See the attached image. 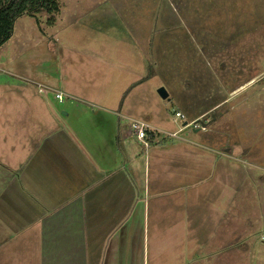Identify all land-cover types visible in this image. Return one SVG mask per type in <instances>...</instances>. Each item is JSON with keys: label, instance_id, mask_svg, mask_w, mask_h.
<instances>
[{"label": "rangeland", "instance_id": "obj_1", "mask_svg": "<svg viewBox=\"0 0 264 264\" xmlns=\"http://www.w3.org/2000/svg\"><path fill=\"white\" fill-rule=\"evenodd\" d=\"M60 1L54 24L47 12L24 14L0 46V104L17 102L19 88L30 84L42 96L51 93L45 99L57 110L75 105L95 110L96 102L107 105L121 98L143 66L142 76L147 75L148 62L153 76L125 97V104L137 110L129 116L148 122L143 115L151 111L170 122L171 133L181 128L168 139L176 144V154L182 147L190 156L194 149L206 155V184L215 181L216 165L223 163L225 169L229 161L232 174L220 176L226 187L215 212L209 191L207 209L201 204L193 213L222 219L224 229L234 223L239 249L254 250V264H264V0ZM167 29L175 32L167 37ZM133 35L145 45L151 42L147 58L137 52ZM69 84L87 97L78 90L68 95ZM160 87L167 89L168 98L159 95ZM57 91L64 94L63 101L56 98ZM195 116L201 117L192 121ZM182 138L195 140L179 144ZM219 150L231 153V159ZM194 167L190 161L192 182L200 180L193 177ZM1 187L0 200L6 185ZM210 243L206 240V249Z\"/></svg>", "mask_w": 264, "mask_h": 264}, {"label": "crops", "instance_id": "obj_2", "mask_svg": "<svg viewBox=\"0 0 264 264\" xmlns=\"http://www.w3.org/2000/svg\"><path fill=\"white\" fill-rule=\"evenodd\" d=\"M174 30L167 29L166 36ZM133 38L147 58L151 42ZM143 71L144 66L133 83ZM67 88L68 95L78 90L86 96L80 88ZM50 94L42 96L27 84L19 88L17 102L0 104V186L6 185L0 200V264H254V250L237 245L234 223L224 229L222 219L196 217L192 210L201 204L207 209L210 191L215 212L226 187L220 176L232 174L228 160L225 169L216 165L215 181L206 184V155L194 149L190 156L182 147L176 154L168 138L181 128L171 133L168 120L151 111L143 115L156 134L151 141L148 131L146 144L132 129L135 119L129 115L137 110L123 95L107 105L96 102L95 110L77 105L57 110L45 99ZM182 139L179 144L195 140ZM219 151L231 159V153ZM190 161L199 181L190 178ZM206 240H211L207 249Z\"/></svg>", "mask_w": 264, "mask_h": 264}, {"label": "trees", "instance_id": "obj_3", "mask_svg": "<svg viewBox=\"0 0 264 264\" xmlns=\"http://www.w3.org/2000/svg\"><path fill=\"white\" fill-rule=\"evenodd\" d=\"M60 11V0H0V46L11 38L15 23L22 15L29 14L34 16L40 12H47L50 15L48 19L49 24H54L56 22V16ZM149 77H151L150 68L145 77L133 83L126 90L122 97V101L132 87ZM149 135L151 136V141L153 140L152 138L156 136L152 130H149Z\"/></svg>", "mask_w": 264, "mask_h": 264}, {"label": "built area", "instance_id": "obj_4", "mask_svg": "<svg viewBox=\"0 0 264 264\" xmlns=\"http://www.w3.org/2000/svg\"><path fill=\"white\" fill-rule=\"evenodd\" d=\"M56 98L59 101H63L64 94L60 91H57L56 92ZM174 112H175L177 117H180V118L184 117L180 112L175 111V110H174ZM131 126H132V129L134 130V132L137 134V137L140 140H142L144 143L147 144L146 137L148 136V131L150 130L149 123L146 121H142V120H133L131 122Z\"/></svg>", "mask_w": 264, "mask_h": 264}, {"label": "water", "instance_id": "obj_5", "mask_svg": "<svg viewBox=\"0 0 264 264\" xmlns=\"http://www.w3.org/2000/svg\"><path fill=\"white\" fill-rule=\"evenodd\" d=\"M158 93H159V95H160L163 99H166V98L169 97V93H168V91H167V89H166L165 87H160V88L158 89ZM184 125H187V122L184 123ZM202 126H203V128H204V127L207 126V124H206V123H203Z\"/></svg>", "mask_w": 264, "mask_h": 264}]
</instances>
